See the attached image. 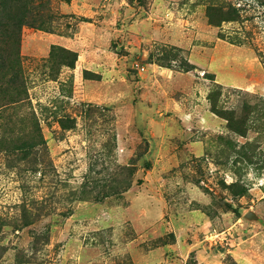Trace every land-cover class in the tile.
Instances as JSON below:
<instances>
[{"label":"rangeland","instance_id":"374dc122","mask_svg":"<svg viewBox=\"0 0 264 264\" xmlns=\"http://www.w3.org/2000/svg\"><path fill=\"white\" fill-rule=\"evenodd\" d=\"M40 11L0 109V264H264V0Z\"/></svg>","mask_w":264,"mask_h":264},{"label":"trees","instance_id":"16d2710c","mask_svg":"<svg viewBox=\"0 0 264 264\" xmlns=\"http://www.w3.org/2000/svg\"><path fill=\"white\" fill-rule=\"evenodd\" d=\"M42 6L43 0H0V109L28 95L20 59L21 34L24 26L46 30L39 19Z\"/></svg>","mask_w":264,"mask_h":264},{"label":"crops","instance_id":"0c3cea01","mask_svg":"<svg viewBox=\"0 0 264 264\" xmlns=\"http://www.w3.org/2000/svg\"><path fill=\"white\" fill-rule=\"evenodd\" d=\"M60 43H67V41H59Z\"/></svg>","mask_w":264,"mask_h":264},{"label":"water","instance_id":"95a60500","mask_svg":"<svg viewBox=\"0 0 264 264\" xmlns=\"http://www.w3.org/2000/svg\"><path fill=\"white\" fill-rule=\"evenodd\" d=\"M253 213H250V216L252 215Z\"/></svg>","mask_w":264,"mask_h":264}]
</instances>
